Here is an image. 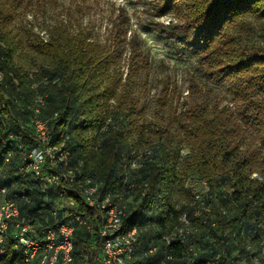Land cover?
I'll return each mask as SVG.
<instances>
[{
  "label": "trees",
  "instance_id": "16d2710c",
  "mask_svg": "<svg viewBox=\"0 0 264 264\" xmlns=\"http://www.w3.org/2000/svg\"><path fill=\"white\" fill-rule=\"evenodd\" d=\"M23 4L0 0V185L14 180L28 197L20 204V219L39 237L51 226L39 196L13 174L23 151L35 145L28 134L38 109L37 118L49 123L50 144L69 153V167L81 163L101 193L120 194L127 213L123 227L138 230L130 264H161L167 255L168 264H264V177L257 172L264 151V48L241 40L247 19L264 23V0H160L157 17L171 20L153 25L154 32L175 44L180 55L195 57L200 73L211 84L228 87L232 100L223 105V98L192 79L182 112L175 88L165 87L150 120L149 54L124 12L111 21L105 41L58 31L47 40L33 39V62L42 61L30 79L13 62L19 43L6 29L11 11ZM133 163L138 167L131 168ZM194 182L205 184V196L194 194ZM188 183L185 193L192 200L177 211L175 203L182 201L177 187ZM57 196L73 199L76 214L93 225L92 233L75 226L73 264L89 247L95 248L94 263L101 264L100 214L71 190L60 189ZM59 206L64 220L69 213ZM182 214L197 232L166 246L163 237L180 225ZM230 241L238 243L237 255ZM6 252L2 264L23 263L12 243Z\"/></svg>",
  "mask_w": 264,
  "mask_h": 264
},
{
  "label": "built area",
  "instance_id": "2783aa9c",
  "mask_svg": "<svg viewBox=\"0 0 264 264\" xmlns=\"http://www.w3.org/2000/svg\"><path fill=\"white\" fill-rule=\"evenodd\" d=\"M38 102L42 104V98ZM34 112L30 121L34 131L28 137L32 138L35 145L30 151H23L13 174L23 180L30 193L39 196L50 213L51 226L43 237H39L25 219H20V204L28 203L29 199L18 183L12 180L0 185V264L7 256L6 247L10 243L14 249L21 251V260L25 264H32L36 259L38 264H73L75 226H82L92 233L93 225L76 214L78 212L73 199L57 196L63 188L75 192L88 208L100 214L98 234L101 239V264H130L137 245L138 230L123 227L127 213L125 206L121 205L120 194L101 193L99 184L85 173L81 163L69 167V153L62 146L50 144L49 123L37 118L38 109ZM18 148L23 149L20 146ZM11 157L10 152L5 157V163H9ZM135 167L133 163L131 168ZM202 187L205 188V184ZM59 203L65 205V213H69L64 220L59 215L62 207ZM179 222L180 225L175 226L170 235L163 237L166 246H170L174 240L184 243L197 232L186 214L181 215ZM156 250L153 247L149 253L154 254ZM171 260V256L167 255L161 264H168Z\"/></svg>",
  "mask_w": 264,
  "mask_h": 264
},
{
  "label": "rangeland",
  "instance_id": "374dc122",
  "mask_svg": "<svg viewBox=\"0 0 264 264\" xmlns=\"http://www.w3.org/2000/svg\"><path fill=\"white\" fill-rule=\"evenodd\" d=\"M159 3L160 0H24L21 8L11 11L12 22L6 28L10 32V38L12 36L16 38L12 40L13 43H19L20 49L12 54L13 62L27 71L30 79L35 78L34 73L37 69L35 64H39L42 59L37 57L33 62L30 45L33 39L47 40L49 35L58 31L68 37L83 32L92 39L105 41L111 38V21L124 12L129 19L130 31L142 41L144 50L149 54L150 76L145 104L147 119L150 120L154 114L157 98L165 87L170 90L175 88L177 92L175 105L178 112H182L186 89L192 79L198 80L223 98V105H230L232 96L228 87L211 84L198 70L200 63L195 57L180 55L175 44L172 45L166 38L154 32L153 25L168 24L171 20L169 16L157 17L156 5ZM241 40L244 44L264 48V23L247 19L244 22ZM90 135L94 138L97 133L93 132ZM142 152L143 150L136 151V156L140 157ZM185 154V151L182 152V155ZM133 161L135 163V160ZM257 168V172H261L264 177V151L258 160ZM188 185L189 183L185 184L183 189L177 187L176 195L182 199L175 203L177 211L184 207V203L192 200V197L185 193ZM193 187L195 195H206V190L200 183L194 182ZM228 245L231 253L237 255L238 243L230 241ZM95 253V248H87L82 259L76 260L75 264H95L93 261Z\"/></svg>",
  "mask_w": 264,
  "mask_h": 264
},
{
  "label": "crops",
  "instance_id": "0c3cea01",
  "mask_svg": "<svg viewBox=\"0 0 264 264\" xmlns=\"http://www.w3.org/2000/svg\"><path fill=\"white\" fill-rule=\"evenodd\" d=\"M136 259H138V261H140V262L142 261V258L140 256H138V257L136 256Z\"/></svg>",
  "mask_w": 264,
  "mask_h": 264
}]
</instances>
